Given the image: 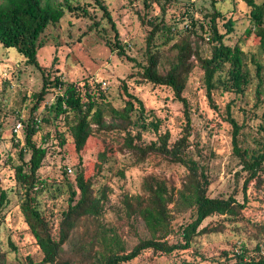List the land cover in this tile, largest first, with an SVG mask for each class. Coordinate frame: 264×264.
Returning a JSON list of instances; mask_svg holds the SVG:
<instances>
[{
	"label": "rangeland",
	"instance_id": "obj_1",
	"mask_svg": "<svg viewBox=\"0 0 264 264\" xmlns=\"http://www.w3.org/2000/svg\"><path fill=\"white\" fill-rule=\"evenodd\" d=\"M43 3L62 4L64 0H42ZM87 11L69 13L55 26H48L40 37L44 46L38 50V61L43 70L25 64L14 50H6L0 45V194L6 200L0 207V253L4 264H38L42 259L20 211L22 203L21 189L14 181L13 167L20 163L19 150L13 147L12 129L19 120L29 117L34 104L33 95L39 93L42 86V72L61 80L89 85L96 93L97 103L110 122V108L121 110L128 99L126 93L142 101L145 108V120L155 117L161 122L160 133L168 131L169 143L172 144L183 136L182 125L185 120L183 104L174 100L170 89L152 85L140 75L145 65L147 39L152 37L151 51L158 53V71L166 74L171 63L175 61L178 51L174 43L185 39L189 44V73L186 86L182 92L188 102L187 114L191 131L185 149L188 158L203 167L208 178L209 197L228 198L247 202L243 211L244 220L238 222L223 220L222 217L207 218L202 228H215L217 232L204 234L195 239L193 248L175 252L169 256H153L146 251L128 264H178L183 261L196 264H220L222 252L242 243L251 250L256 243L264 241V235L251 227H264V173L263 182L256 187L255 181L243 191L246 173L241 170L239 159L232 150V126L227 115V104L230 105V117L239 126L238 141L241 149H258L260 137L257 132L264 115V52L253 35L244 37L250 23L249 8L242 0H102L103 9L89 0H70ZM3 0H0V4ZM165 13L163 14V9ZM213 8L223 18L217 19V29L225 32V23L233 20V31L226 35L224 43L237 45L243 51L245 71L250 83L243 95H234L226 88L228 81L226 71L220 75L218 88L208 99L204 88L202 69L197 64V57H208L211 46L209 38V15ZM188 15L187 28L169 42H165L166 33L162 30L161 16L166 26L177 25L183 28L181 16ZM180 20V21H179ZM179 24V25H178ZM114 26V29L112 28ZM153 25V26H152ZM157 29L158 32L152 35ZM163 32H162V31ZM118 35L115 39V35ZM122 48L124 55H118ZM256 64L261 66L260 77L256 75ZM258 90V92H257ZM100 91L102 93H100ZM256 93L258 94L256 96ZM54 94L48 93L45 102H51ZM137 104L134 102V107ZM42 105L36 115L40 118L36 142H41L48 134L44 147L47 154L38 171V177L45 182V188L38 196L41 212L49 222L51 233L58 236L62 210L66 208L68 186L67 180L75 185L76 173L82 170L85 178H91L93 196L97 200L99 215L83 217L76 224L78 238L91 243L94 250L106 252L123 247L129 252L140 242L150 237L139 216L128 215L126 202L133 203L136 195H143L142 179L146 175L165 178L168 188L181 189L186 176L183 166L164 167L163 161L147 154L138 163L135 154L124 146L114 142L115 132H102L100 136L93 126L92 135L88 138L79 153L75 151L69 127L73 124V114L67 121L59 120L56 124L46 123L49 115ZM57 125V126H56ZM64 135L66 144L58 146L55 131ZM108 133V136H106ZM134 133L136 131L134 130ZM123 135V134H121ZM121 135H118L119 137ZM23 138V131L18 133ZM152 131L142 132V144L155 140ZM121 150V151H120ZM105 154V162L99 158ZM28 159V156L25 158ZM157 161L158 167L153 166ZM70 170V171H67ZM246 198V200H245ZM170 207L172 226L177 230L181 224L192 221L190 210L180 201ZM249 220L250 224L246 223ZM170 243L180 240L171 235ZM69 249V243L63 244V251Z\"/></svg>",
	"mask_w": 264,
	"mask_h": 264
},
{
	"label": "trees",
	"instance_id": "obj_2",
	"mask_svg": "<svg viewBox=\"0 0 264 264\" xmlns=\"http://www.w3.org/2000/svg\"><path fill=\"white\" fill-rule=\"evenodd\" d=\"M89 1L102 8L103 13L110 20L106 7L102 5V0ZM242 1L249 8L248 20L250 23L244 37L253 35L264 52V0ZM70 2V0H64L62 4L53 5L49 2L43 3L42 0H3L0 4V45L6 50L17 52L16 55H20L19 57L25 64L37 70H43L37 56L38 50L44 46L40 37L47 27L58 24L65 11L69 13L81 11L84 16L88 14L84 7L79 4L75 6ZM162 9L164 14L165 9ZM188 17V15L181 16L180 24L183 25V28L179 29L174 24L164 25L163 16H161V29L166 33V43L171 41L174 36L186 31ZM208 17L209 38L207 40L211 46L210 55L197 57V64L203 72L207 97L211 100V93L221 84L219 81L221 77L220 75L217 77V74H221L225 67H228L226 71L228 81L224 82V85L229 84L226 88L232 90L235 96L243 95L250 83L249 76L245 71L243 51L237 45L231 47L224 43L226 35L233 31L234 22L229 18L225 23V32L220 33L217 29V19L223 18L221 13L213 8L212 14ZM112 28L114 29L113 25ZM157 32L158 30L155 29L152 35ZM116 37H118L117 34L115 39ZM151 39L152 37L147 39L146 62L141 67L140 75L152 85L170 89L174 100L183 104L184 107L182 119L185 120V124H181L183 136L172 144L169 143L168 131L159 132L161 130L159 119L153 117L148 121L145 120L143 103L133 95L126 93L128 99L121 110L109 109L111 123H107L101 104L97 103L96 93L89 88V85L79 86L77 83L63 81L59 76L52 77L50 73L41 71L42 86L39 93L33 95L34 104L30 108L29 117L17 122L22 125L23 138L20 139L17 134L11 132L13 147L19 150L20 163L14 166L13 170L14 181L20 187L22 194L20 211L42 254V259L38 264H128L146 251H150L153 256H169L175 252L192 249L193 242L197 237L217 232L215 228L207 226L202 228V224L207 218L219 216L223 220L234 222L244 220L243 211L247 207V202L240 203L231 196L228 198L209 197V182L203 173V167L188 158L185 152L191 131L190 120L186 112L188 102L182 97L189 73V64L186 62L189 57L188 42L182 37L181 41L174 43L173 46L178 51L175 61L171 63L166 74H160L157 68L158 53L151 51ZM115 47L119 49L118 55H124L119 44L115 43ZM256 67V75L260 77L262 68L258 64ZM48 93L54 94L51 102H45ZM100 93L102 92L100 91ZM134 102L137 104L136 107H134ZM42 105L49 115L47 120L43 119L46 123L56 124L61 119L67 121L68 115L73 114V124L70 125L69 132L75 151L78 153L82 151L86 141L92 135V127L96 126V131L100 136H103L102 132L105 131L115 132L117 136L113 138L114 142L134 153L136 163L142 161L147 154H152V157L156 155V159L163 161V166L166 168L170 166L185 168V179L176 194L174 189L168 188L167 179L146 175L142 179L145 181L142 187L145 193L136 195L133 198V203L126 202L128 215L139 216L150 232L148 239L140 240L129 252L125 251L123 247L102 252L94 250L91 243L85 244L80 238L77 240V222L83 217L99 215L97 200L93 196L91 178H85L82 170L76 173L75 185L67 180L66 171L63 172L68 186L67 205L62 210L58 236L52 235L49 222L41 212L38 203V196L45 188V182L38 177V171L47 154L44 144L48 140V134L44 135L39 143L35 140V136L39 132V124H41L36 113ZM229 106L227 104V115L232 126V150L239 159L241 170L246 173L243 185V191L246 192L252 182L255 181L256 187H259L263 182L264 115L257 129L261 140L260 147L251 150L241 149L238 141L239 126L230 117ZM1 130L0 116V136ZM149 130L156 134V138L147 144H142V132ZM55 138L58 140V146L63 147L66 144L64 135L58 131V127L55 131ZM104 155H99L102 162L106 160ZM26 156H28L27 160ZM153 166H159L157 161L153 162ZM5 200L6 195L2 192L0 207ZM178 201L188 206L193 218L192 221L179 225L175 230L171 223L170 207L176 206ZM246 223L250 224L249 220H246ZM251 228L264 235V227L255 226L254 228L253 226ZM171 235L179 237L180 240L170 243L168 237ZM65 243H69L67 251H63ZM221 254L224 260L220 264H264V241L256 243L251 250L242 243L235 247L234 251H230L228 248ZM0 264H4L1 253ZM178 264L196 263L183 261Z\"/></svg>",
	"mask_w": 264,
	"mask_h": 264
},
{
	"label": "built area",
	"instance_id": "obj_3",
	"mask_svg": "<svg viewBox=\"0 0 264 264\" xmlns=\"http://www.w3.org/2000/svg\"><path fill=\"white\" fill-rule=\"evenodd\" d=\"M22 129V125L20 123H17L14 127H13V133L17 134L21 131Z\"/></svg>",
	"mask_w": 264,
	"mask_h": 264
}]
</instances>
